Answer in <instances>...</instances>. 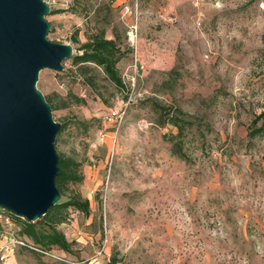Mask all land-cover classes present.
<instances>
[{
	"label": "rangeland",
	"instance_id": "rangeland-1",
	"mask_svg": "<svg viewBox=\"0 0 264 264\" xmlns=\"http://www.w3.org/2000/svg\"><path fill=\"white\" fill-rule=\"evenodd\" d=\"M50 2V0H45ZM122 16L110 0H58L48 14L50 41L78 44L112 28L127 55L117 68L125 94L96 68V89L63 70H41L46 97L71 91L85 105L52 111L67 122L56 151L81 162L83 181L70 193L89 200L90 214L69 209L59 226L78 255L53 249L52 264H264V136L250 140L264 111V0H127ZM109 8V11L107 10ZM111 9V10H110ZM137 25V42L126 39ZM142 66L134 71L133 64ZM190 115L195 127L172 155L171 125L157 124L161 107ZM109 110L125 111L121 121ZM60 200V199H59ZM0 264H37L16 241L17 227L1 215Z\"/></svg>",
	"mask_w": 264,
	"mask_h": 264
},
{
	"label": "water",
	"instance_id": "water-1",
	"mask_svg": "<svg viewBox=\"0 0 264 264\" xmlns=\"http://www.w3.org/2000/svg\"><path fill=\"white\" fill-rule=\"evenodd\" d=\"M45 0H0V207L36 221L55 205L59 123L37 88L41 70H63L73 48L50 41Z\"/></svg>",
	"mask_w": 264,
	"mask_h": 264
},
{
	"label": "trees",
	"instance_id": "trees-1",
	"mask_svg": "<svg viewBox=\"0 0 264 264\" xmlns=\"http://www.w3.org/2000/svg\"><path fill=\"white\" fill-rule=\"evenodd\" d=\"M107 10L109 11V8H107ZM59 12H62V9H50L49 14ZM112 35L113 38H107L105 28H101L98 30L96 29V31L83 43L79 41L77 36H72V43L78 44V47L74 49V52L67 61H69L71 67L74 68V76L81 78L92 90L96 89L95 75L93 72L98 68L103 73L106 80L125 94V99L127 100L131 91L127 88L119 75L117 65L128 52L121 48L119 35L113 28ZM262 41L264 43V36L262 37ZM44 97L46 102L50 105L51 111L66 109L71 104L85 105V100L71 91H68L64 97L55 94L54 98L57 99L56 103H54L52 97ZM110 111L111 110H109L105 116L106 120L108 119ZM67 124V122H59L60 127L56 135L55 145L59 135L65 130ZM157 124L159 126L171 125L176 129V133L168 137V142L171 144V153L176 158L187 161L188 156L184 149V143L188 132L191 131L196 124L192 117L177 107L164 106L160 108ZM263 136L264 111H261L254 115L247 137L252 140ZM56 153L59 158L57 164L59 173L55 178V186L60 194V200L50 207L45 215L36 221H27L5 208L0 207V219L2 214H8L12 223L17 227L16 241L23 242V245L16 244L34 253L37 256V264H50L43 261L41 257L53 249H58L70 256H77L78 252L77 249H75L77 243L75 241H69L64 233L59 230V226L68 220L69 209H74L82 213L85 217H88L90 214L89 200L87 198H83L79 194L70 193L66 199H63V197L67 195L70 185L80 184L84 179L81 162L73 156L63 155L57 151ZM111 259L112 264L117 263L115 255H113Z\"/></svg>",
	"mask_w": 264,
	"mask_h": 264
},
{
	"label": "built area",
	"instance_id": "built-area-1",
	"mask_svg": "<svg viewBox=\"0 0 264 264\" xmlns=\"http://www.w3.org/2000/svg\"><path fill=\"white\" fill-rule=\"evenodd\" d=\"M48 3V2H47ZM49 4V3H48ZM50 6V5H49ZM121 15L124 17L126 15H137V8L132 9V7L127 3V0L125 1L121 11ZM137 25L136 24H131L128 26L126 30V39L131 47L136 46L137 42ZM134 71H137L138 68H142L140 64L137 63V60L134 61V64L132 65ZM124 111L121 110H111L108 116L109 120H114L116 122L121 121L123 117ZM15 243L19 245H23V242L21 241H15ZM37 250V249H36Z\"/></svg>",
	"mask_w": 264,
	"mask_h": 264
},
{
	"label": "crops",
	"instance_id": "crops-1",
	"mask_svg": "<svg viewBox=\"0 0 264 264\" xmlns=\"http://www.w3.org/2000/svg\"><path fill=\"white\" fill-rule=\"evenodd\" d=\"M50 1H51V3L48 2L50 5V9L53 7L58 8V6H56V5H59V4H57L58 0H50ZM110 1L112 3V8L120 11L126 0H110Z\"/></svg>",
	"mask_w": 264,
	"mask_h": 264
}]
</instances>
